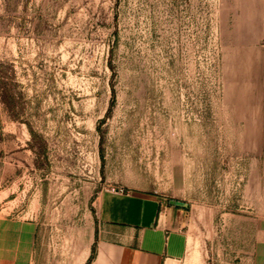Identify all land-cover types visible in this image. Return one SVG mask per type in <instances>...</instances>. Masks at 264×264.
<instances>
[{"label":"rangeland","instance_id":"1","mask_svg":"<svg viewBox=\"0 0 264 264\" xmlns=\"http://www.w3.org/2000/svg\"><path fill=\"white\" fill-rule=\"evenodd\" d=\"M264 0H0V231L73 264L103 192L207 213L209 264L264 220Z\"/></svg>","mask_w":264,"mask_h":264},{"label":"crops","instance_id":"2","mask_svg":"<svg viewBox=\"0 0 264 264\" xmlns=\"http://www.w3.org/2000/svg\"><path fill=\"white\" fill-rule=\"evenodd\" d=\"M262 149L264 156V111ZM97 214V227L73 264H209L199 248L207 213L190 204L115 189L101 194ZM37 232L34 220L7 218L0 231V264H38ZM252 249L251 261L240 264H264V220L257 224Z\"/></svg>","mask_w":264,"mask_h":264},{"label":"water","instance_id":"3","mask_svg":"<svg viewBox=\"0 0 264 264\" xmlns=\"http://www.w3.org/2000/svg\"><path fill=\"white\" fill-rule=\"evenodd\" d=\"M170 202H171V204H174L177 206H182V207H187L189 205V203H187L185 201L175 200V199L170 200Z\"/></svg>","mask_w":264,"mask_h":264},{"label":"built area","instance_id":"4","mask_svg":"<svg viewBox=\"0 0 264 264\" xmlns=\"http://www.w3.org/2000/svg\"><path fill=\"white\" fill-rule=\"evenodd\" d=\"M116 190L119 191V192H122V193L126 191V190L123 189V188H117Z\"/></svg>","mask_w":264,"mask_h":264},{"label":"trees","instance_id":"5","mask_svg":"<svg viewBox=\"0 0 264 264\" xmlns=\"http://www.w3.org/2000/svg\"><path fill=\"white\" fill-rule=\"evenodd\" d=\"M95 251H96V247L93 248V254L91 255V258H90L91 260H92V258H93L94 255H95Z\"/></svg>","mask_w":264,"mask_h":264}]
</instances>
